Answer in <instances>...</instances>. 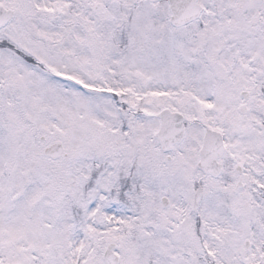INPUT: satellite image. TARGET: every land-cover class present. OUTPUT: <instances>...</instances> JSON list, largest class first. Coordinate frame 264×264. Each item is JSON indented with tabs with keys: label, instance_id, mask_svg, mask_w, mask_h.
I'll return each mask as SVG.
<instances>
[{
	"label": "snow or ice",
	"instance_id": "6c2138e0",
	"mask_svg": "<svg viewBox=\"0 0 264 264\" xmlns=\"http://www.w3.org/2000/svg\"><path fill=\"white\" fill-rule=\"evenodd\" d=\"M0 264H264V0H0Z\"/></svg>",
	"mask_w": 264,
	"mask_h": 264
}]
</instances>
